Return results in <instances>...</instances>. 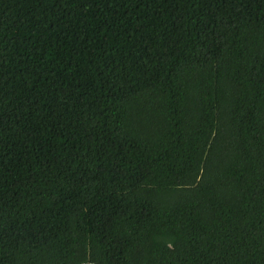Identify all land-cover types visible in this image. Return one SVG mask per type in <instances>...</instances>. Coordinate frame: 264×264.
I'll use <instances>...</instances> for the list:
<instances>
[{
	"label": "trees",
	"instance_id": "1",
	"mask_svg": "<svg viewBox=\"0 0 264 264\" xmlns=\"http://www.w3.org/2000/svg\"><path fill=\"white\" fill-rule=\"evenodd\" d=\"M0 264H264V0H0Z\"/></svg>",
	"mask_w": 264,
	"mask_h": 264
}]
</instances>
